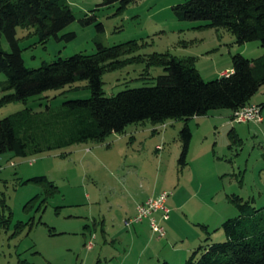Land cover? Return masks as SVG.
Here are the masks:
<instances>
[{
  "label": "rangeland",
  "instance_id": "374dc122",
  "mask_svg": "<svg viewBox=\"0 0 264 264\" xmlns=\"http://www.w3.org/2000/svg\"><path fill=\"white\" fill-rule=\"evenodd\" d=\"M66 1L75 20L59 33L74 31L76 37L43 41L33 26H19L25 64L40 67L60 57L93 53L97 42L111 46L136 40L137 47L131 45L135 51L122 56L121 65L104 70L107 96L156 84L164 73L153 62L160 54L194 58L201 75L211 80L232 68L233 53L251 58L261 52L258 45L236 43L223 27L179 19L173 7L187 0H134L127 6L119 0ZM0 46L10 50L5 35ZM6 79L0 73V98L9 92L3 89ZM91 95L89 81L80 79L26 101L2 104L0 119L25 108L39 117L59 111L67 100ZM251 101L264 105V86ZM230 113L229 108L213 109L187 121L193 136L186 164L179 161L183 118L137 121L104 139L29 148L25 156L0 154V264H159L161 258L151 252L185 264L186 247L226 239L222 221L241 213L235 197L264 207V122L236 121ZM37 175H46L50 184L24 183ZM164 190L171 192L170 217L163 220L159 211L153 215L165 226L164 237H158L149 218L126 225L137 215L138 204ZM143 197L130 214L133 201ZM142 226L137 233L135 227ZM135 234L140 239L132 249ZM147 241H152L150 251L142 253Z\"/></svg>",
  "mask_w": 264,
  "mask_h": 264
},
{
  "label": "trees",
  "instance_id": "16d2710c",
  "mask_svg": "<svg viewBox=\"0 0 264 264\" xmlns=\"http://www.w3.org/2000/svg\"><path fill=\"white\" fill-rule=\"evenodd\" d=\"M119 1L127 6L134 0ZM173 9L181 20H204L206 26L232 32L238 44L260 41L264 49V0H187ZM93 18H86L83 23ZM74 20V12L66 0H0V39L5 35L10 46L9 51L0 46V73L7 78L3 89L9 91L0 98V105L26 101L45 90L80 79L89 81L92 92L89 98L67 100L59 111H48L39 117L25 108L1 118L0 154L11 151L25 156L29 148L40 151L57 143L104 139L137 121L164 123L183 118L186 123L180 130L179 161L186 164L193 136L187 121L219 108H229L233 114L252 103V97L264 85V52L251 58L241 52L233 53L232 73L211 80L201 75L194 58L180 60L160 54L153 62L161 64L164 73L158 75L156 84L127 88L107 96L103 89L104 70L121 65L124 61L121 57L135 51L131 45L137 47L136 40L111 46L97 42L93 53L60 57L40 67L25 64L17 36L19 26H33L43 41L51 36L71 40L76 37L74 31L61 36L59 32ZM98 27L102 28V24ZM28 181L50 184L46 175L29 177L24 183ZM234 201L241 213L222 221L226 239L197 247L185 264H264V207L257 209L251 200L239 197ZM163 264L173 263L166 260Z\"/></svg>",
  "mask_w": 264,
  "mask_h": 264
},
{
  "label": "built area",
  "instance_id": "2783aa9c",
  "mask_svg": "<svg viewBox=\"0 0 264 264\" xmlns=\"http://www.w3.org/2000/svg\"><path fill=\"white\" fill-rule=\"evenodd\" d=\"M232 69L226 70L223 74L230 75ZM263 105L257 103H249L245 106L235 110L232 114V118L240 122H263ZM35 159H31L30 163H33ZM0 164V170L2 169ZM171 195V192L164 190L159 194L149 197L146 201L138 204L137 206V215L126 219L125 223L127 226L141 221L144 218H149L151 220V226L155 232L158 233V237L162 238L166 235L167 231L164 225L156 220L153 216L155 212H161V217L163 220H167L170 217L171 209L167 205L168 197ZM91 245V244H90Z\"/></svg>",
  "mask_w": 264,
  "mask_h": 264
},
{
  "label": "crops",
  "instance_id": "0c3cea01",
  "mask_svg": "<svg viewBox=\"0 0 264 264\" xmlns=\"http://www.w3.org/2000/svg\"><path fill=\"white\" fill-rule=\"evenodd\" d=\"M252 43H254V42H246V43H244L243 45H245L246 47H250V45H258V46H260L261 48V52H260V55L261 54H263V52H264V49H263V47L261 46V45H259L258 44V42H256L255 44H252ZM259 56V55H258ZM232 69V68H231ZM224 72H222L221 73V75L223 74ZM264 86V85H263ZM262 86V87H263ZM261 87V88H262ZM260 88V89H261ZM252 103H254V102H252ZM257 103H259V102H257ZM263 105V104H262ZM264 111V105H263V110H262V112ZM231 115H232V110H231V113H230ZM264 122V121H263ZM0 160H1V158H0ZM2 165V164H1ZM153 195V194H152ZM151 195V196H152ZM150 197V196H149ZM147 197H143L142 199H136L135 200V202L133 201V204H132V209H131V211H130V214H132V211H134V210H136V206H137V204L139 203V202H141V201H143L144 199H146ZM171 209V208H170ZM135 229H136V232L138 233V231H143L144 230V227L142 226V227H140V228H138V227H135ZM137 239H140V237L137 235V234H135V236H133L132 237V245H133V247H131L132 249H134V246H135V241L137 240ZM152 242V241H151ZM151 242L150 241H147V242H145V244H144V246L142 247V249H141V252L143 253L144 251H146V250H149L150 251V247H148L149 246V244H151ZM131 248L130 249H128V252H130V250H131ZM196 248V244L195 243H193L191 246H188V247H186L185 248V256L187 257H189V255H190V252L191 251H193L194 249ZM152 253V255H151V257H154V255L155 256H159L161 259H157L158 261H159V264H163L164 262L163 261H170L171 263H173V264H176V262H178V261H176V260H173V259H171V257L170 256H168V257H166L167 255H164V256H160L159 255V253H154V252H151ZM187 257V258H188ZM186 258V259H187ZM185 259V260H186ZM180 262V261H179ZM182 263V262H181Z\"/></svg>",
  "mask_w": 264,
  "mask_h": 264
}]
</instances>
